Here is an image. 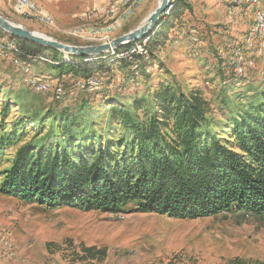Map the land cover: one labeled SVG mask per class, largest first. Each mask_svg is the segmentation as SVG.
Here are the masks:
<instances>
[{
    "label": "rangeland",
    "instance_id": "374dc122",
    "mask_svg": "<svg viewBox=\"0 0 264 264\" xmlns=\"http://www.w3.org/2000/svg\"><path fill=\"white\" fill-rule=\"evenodd\" d=\"M157 1L141 0L110 39L139 27L155 10ZM184 2L190 9L171 18L162 48L154 59L147 58L141 64L144 73L131 67V62L123 63L122 52L105 54L100 60L106 67L104 75H93L102 78L101 84L89 95L79 89L85 78L58 77L49 70L50 64L42 61L28 67L16 64L2 45L0 107L6 105L10 112L5 122L0 120V127L7 131L13 122L24 120L29 125L28 139L58 144L69 155H76L79 147L89 145L88 127H103L109 107L121 104L130 109L134 100L148 99L159 85L176 83L185 93H202L211 106L210 132L220 141H231L233 121L257 106L261 98L264 101V57L255 55L258 45L246 51L243 43L252 18L232 9L230 0ZM12 6L8 0H0V17L24 30L62 44L94 45L60 32L77 26L78 17L85 13L62 27L55 22L56 28L51 29L33 17L17 15ZM90 22L97 28L103 25L100 18ZM2 42L5 40L0 38ZM61 59L67 61L62 54ZM34 81L48 82L51 87L61 85L64 95L58 100L52 93L36 91L31 85ZM84 101L87 108L81 107ZM66 118L73 121V135H82L63 143L60 138ZM33 130L40 136H33ZM13 156L12 149L0 150V186ZM0 238L14 245L15 264H71L81 246L105 252L103 260L85 264H264V216L221 213L185 220L155 213L49 209L0 192Z\"/></svg>",
    "mask_w": 264,
    "mask_h": 264
},
{
    "label": "trees",
    "instance_id": "16d2710c",
    "mask_svg": "<svg viewBox=\"0 0 264 264\" xmlns=\"http://www.w3.org/2000/svg\"><path fill=\"white\" fill-rule=\"evenodd\" d=\"M186 8L190 9L184 0L179 1L149 35L146 55L131 54L123 63L131 62V67L144 73L141 64L155 58L168 35L167 24ZM0 34L5 40L1 44L6 47L12 43L17 51L10 54L25 67L46 59L51 62L49 70L58 77L69 74L85 78L82 83L97 78L94 74L104 75L102 62L86 64L84 57H69L62 62L55 50L2 31ZM132 48L133 44H128L115 53H128ZM80 90L83 95L92 93ZM87 106L86 101L81 102L82 108ZM9 112L8 106L0 107L2 122ZM139 112L143 113L141 117ZM210 113V103L199 91L185 93L176 83L159 85L148 99L134 100L130 109L121 104L109 107L103 127H88L89 145L79 147L76 155H69L58 144L28 139L29 125L19 119L7 131L0 127V150L14 152L0 192L49 209L155 213L185 220L221 213L264 216L263 99L233 121L231 141H220L212 135ZM72 122L69 118L64 121L63 143L82 135H73ZM32 133L40 136L39 131ZM79 248L71 264L104 258L103 250Z\"/></svg>",
    "mask_w": 264,
    "mask_h": 264
},
{
    "label": "built area",
    "instance_id": "2783aa9c",
    "mask_svg": "<svg viewBox=\"0 0 264 264\" xmlns=\"http://www.w3.org/2000/svg\"><path fill=\"white\" fill-rule=\"evenodd\" d=\"M179 1L181 0H169L167 10L163 16H169ZM8 2L13 5L12 10L17 15L30 16L48 28H56L52 15L33 1L8 0ZM140 2L141 0H108L106 5L79 16V24L77 26L60 32L81 39L89 44H109L113 40H111L109 36L121 28L122 24L126 22L128 17L138 9ZM230 5L232 9L243 11L252 18L251 27L245 34L243 40V43L246 46V51H251L252 49H255L256 45H258L255 50V55L264 57V0H230ZM93 18H100L103 25L98 28L93 27V24L90 22ZM99 24L100 23H98V25ZM148 41L149 36L133 43V48L130 52L121 54L120 57L126 59L129 55L134 53L141 56L146 55L144 47ZM1 46L2 44L0 43V47ZM4 48H6L5 50L9 53H16L17 51L12 43H9ZM114 52H111V54ZM102 59L103 57L96 59L85 58L83 62L92 65L99 63ZM41 61L51 64V62L46 59H41ZM14 62L23 65L16 59ZM249 65H251V63ZM101 80V77L90 78L86 82L80 84L79 89H87V91L92 92L99 88ZM31 85L36 91L52 93V96H54L55 99H60V97L64 95V91L60 86L51 87L48 82L34 81ZM16 260L17 252L14 245L8 239L0 238V263L15 264Z\"/></svg>",
    "mask_w": 264,
    "mask_h": 264
},
{
    "label": "water",
    "instance_id": "95a60500",
    "mask_svg": "<svg viewBox=\"0 0 264 264\" xmlns=\"http://www.w3.org/2000/svg\"><path fill=\"white\" fill-rule=\"evenodd\" d=\"M169 0H161L155 10L147 17L145 23L134 30L113 39L109 44L74 46L47 39L35 32L24 30L21 26L13 24L0 17V31L19 40L33 43L46 49L61 53L68 61L69 57H84L96 59L114 52L120 47L133 44L148 37L155 32L161 23L162 16L167 10Z\"/></svg>",
    "mask_w": 264,
    "mask_h": 264
},
{
    "label": "crops",
    "instance_id": "0c3cea01",
    "mask_svg": "<svg viewBox=\"0 0 264 264\" xmlns=\"http://www.w3.org/2000/svg\"><path fill=\"white\" fill-rule=\"evenodd\" d=\"M53 17L57 25L62 27L73 23L78 15L96 10L106 0H35ZM87 8H92L86 10ZM85 9V11H84ZM240 18H237V21Z\"/></svg>",
    "mask_w": 264,
    "mask_h": 264
},
{
    "label": "bare ground",
    "instance_id": "6f19581e",
    "mask_svg": "<svg viewBox=\"0 0 264 264\" xmlns=\"http://www.w3.org/2000/svg\"><path fill=\"white\" fill-rule=\"evenodd\" d=\"M160 2H161V0H158V1H157V5H158ZM145 21H146V19L142 22L141 25H143V24L145 23ZM141 25H140V26H141ZM40 36H42V35H40ZM42 37H44V36H42ZM45 38H46V37H45ZM47 39H48V38H47Z\"/></svg>",
    "mask_w": 264,
    "mask_h": 264
}]
</instances>
